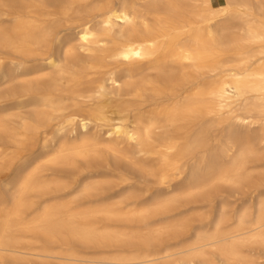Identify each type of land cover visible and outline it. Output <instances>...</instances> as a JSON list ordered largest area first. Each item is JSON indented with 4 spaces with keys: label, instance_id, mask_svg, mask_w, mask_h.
<instances>
[{
    "label": "bare ground",
    "instance_id": "bare-ground-1",
    "mask_svg": "<svg viewBox=\"0 0 264 264\" xmlns=\"http://www.w3.org/2000/svg\"><path fill=\"white\" fill-rule=\"evenodd\" d=\"M4 82L0 264H264V0H0Z\"/></svg>",
    "mask_w": 264,
    "mask_h": 264
},
{
    "label": "rangeland",
    "instance_id": "rangeland-1",
    "mask_svg": "<svg viewBox=\"0 0 264 264\" xmlns=\"http://www.w3.org/2000/svg\"><path fill=\"white\" fill-rule=\"evenodd\" d=\"M1 88H2V90L3 91H7L8 90V88L10 87V84H9V82H4V83H2L1 84V86H0ZM9 101L8 100H5L4 101V103H3V105L4 104H7ZM2 112H3V116H5L7 113H10V112H12L13 110H11L10 109V107H9V105H7V106H5V107H3V108H1L0 109ZM6 117V116H5ZM39 145H36L35 147H33V148H31V149H29L27 152H26V154H29V155H36V154H38L39 153ZM12 150H7V153H9V152H11ZM12 156L11 155H9L8 154V156H7V159L3 162V164H7V165H9L10 164V158H11ZM16 162H13V163H11V165H10V169L7 171V170H4V169H0V180L1 179H6L7 177H9L11 174H12V170L16 167Z\"/></svg>",
    "mask_w": 264,
    "mask_h": 264
}]
</instances>
